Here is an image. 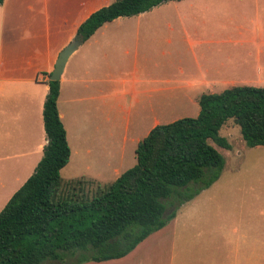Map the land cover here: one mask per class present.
I'll list each match as a JSON object with an SVG mask.
<instances>
[{
    "label": "crops",
    "instance_id": "0c3cea01",
    "mask_svg": "<svg viewBox=\"0 0 264 264\" xmlns=\"http://www.w3.org/2000/svg\"><path fill=\"white\" fill-rule=\"evenodd\" d=\"M112 2L3 1L0 7V132L21 133L13 138L8 136L9 140L5 135L0 142L5 144L4 147L15 142L24 148L20 155L26 157L27 164L21 172L24 173L23 178L31 176L43 154L45 143L43 145L37 139L43 138L46 82L58 54L75 38L81 23ZM214 17L220 18V25L210 28ZM207 24L208 32L200 33L198 28ZM212 50L216 53L213 61L206 57ZM150 52L159 53L161 60L151 64ZM196 52L207 64L202 71L199 69L198 78L195 64L199 63H183L185 59L182 54L179 56V53H186L194 57ZM177 56L179 63H173L172 59ZM179 64H183L182 68ZM221 80L264 87V0L167 2L149 12L105 23L67 60L59 80L57 110L64 127L65 113L60 111L62 98L68 97L70 102H75L81 100L78 98L80 91L96 94L100 89L109 90L115 84L122 87L112 96H102V102L110 103L108 100L112 97L119 101L114 109L121 112L125 120L122 125L123 144L114 152L108 147L107 158L99 155L103 161L95 164L98 160L94 157L91 163L86 164L89 168L107 164V173L115 177V181L126 171L121 167L126 159L124 143L128 141L127 133L131 127L132 101L152 117H172L181 98L195 100L196 88L217 85ZM157 125L160 121L154 119L150 130ZM24 127L26 131L22 134ZM143 128L141 122L137 123L133 125L132 132H140ZM65 132L68 140L66 129ZM141 140H136L137 145ZM70 147L69 161L72 157ZM20 156L14 154L9 157L10 161H15L9 162L11 164L6 168L11 169L7 173L13 174L12 169L19 168L16 161ZM92 179L97 180L94 176L90 177ZM247 187L246 183L244 189ZM243 209H240L235 225L228 227L221 218L220 226L207 232L204 238L200 239L198 235L188 238L189 260L184 257L178 263L177 257L181 256L174 253L176 215L167 228L148 236L125 257L83 264H264V235H260L258 222H252L253 206L247 209L250 213ZM190 241L195 243L192 245ZM196 255L198 258H194Z\"/></svg>",
    "mask_w": 264,
    "mask_h": 264
},
{
    "label": "trees",
    "instance_id": "16d2710c",
    "mask_svg": "<svg viewBox=\"0 0 264 264\" xmlns=\"http://www.w3.org/2000/svg\"><path fill=\"white\" fill-rule=\"evenodd\" d=\"M179 1L113 0L81 23L75 38L85 42L105 23ZM46 84L43 154L0 211V264L122 258L173 220L180 205L217 181L224 158L210 142L230 149L219 135L228 120L239 128L246 146L264 147V87L233 86L202 94L196 117L155 126L138 143L135 164L92 198L80 191L62 193L60 171L70 149L57 110L59 81ZM82 182L75 181L80 190Z\"/></svg>",
    "mask_w": 264,
    "mask_h": 264
},
{
    "label": "rangeland",
    "instance_id": "374dc122",
    "mask_svg": "<svg viewBox=\"0 0 264 264\" xmlns=\"http://www.w3.org/2000/svg\"><path fill=\"white\" fill-rule=\"evenodd\" d=\"M210 23L212 24L210 28H217L218 25H220V18L214 17ZM208 29L209 27L207 24V26H200L198 31L200 33H206ZM211 48H216V46H211ZM180 54H182L181 57L185 59L183 63H189L191 65H193L195 61L199 63L195 64V74L198 78L200 75L199 69L201 68L202 71L204 66L207 65L204 64V58L200 56L198 52H196L194 56L196 60L193 59L194 57L191 54L179 53V56ZM159 55V53H148L151 64L158 63V61L161 60ZM179 56L172 59L173 63H179ZM206 57L213 61L216 59V53L212 50V52L206 54ZM179 65L180 68H182L183 64ZM69 70L70 66L64 78H66ZM248 72L250 73V71ZM227 80H230V77L227 78ZM242 85L244 86L246 84H230V82L221 80L217 85L196 88L195 100L185 101L181 98L178 109H175V115L172 117H152L141 109L140 106H135L132 101V111L129 117L131 127L127 133L128 141L124 143L126 159L121 170L125 171L135 164L136 159L134 151L137 146L136 140H141L147 135L148 131L151 129L150 127L154 123V119H158L160 125H164L181 118L196 117L199 112L197 98L201 94H208L209 92L220 93L232 86ZM110 87L109 90L100 89L96 94L80 91L78 96V98L81 99L80 101L70 102V98L68 97L62 98L60 101V111L65 113L63 124L67 131V141L69 147L71 146L70 148L72 149V157L69 163L60 172L62 193L69 192L70 195H72V193L77 194L78 191H80L86 198L90 199L95 195L98 188H105L115 179V177L107 173V164L105 166L101 164H99L100 166L94 165L91 168L86 166V164L91 163L94 157L98 160L95 161V164L103 161L102 158H99V155L100 157L103 156V158H107V153L109 152L108 147L114 152L123 144L122 139L124 132L122 130V125H124L125 120L123 119L122 113L114 109L119 101L112 97L108 100L110 103L102 102V96H112L114 91H121L122 87L118 84ZM104 104H108V108L105 107ZM140 122L144 128L140 132L133 133V125L136 126V124H140ZM25 131L26 128L24 127L22 134L25 133ZM20 133V131H16L15 134L0 132V138L7 135L5 138L9 140V137L13 138L15 135H20ZM219 135L225 138L230 145V149L225 150L210 142L224 158V165L219 178L211 186L201 190L190 201L183 203L176 209L177 219L174 223L176 242L174 244V253L181 256V258L177 257L178 263H180L179 261H182L184 257L189 260V242H186L188 238L192 239L196 235H198L200 239L204 238L207 236V232L215 231L220 226L221 218L226 223V226L230 227L231 225H235L239 212L241 211L240 209L243 208L242 211L248 212L247 209L253 206L252 222H258L260 235L261 237L264 235V147L250 148L246 146L241 138L239 128L232 120H228L223 125L219 131ZM44 139L45 134L43 133V138L41 140L38 138L37 142L41 141L44 145ZM109 143H111V145H109ZM3 145L5 144L0 142V157H2V164L0 163V167H5L0 169V210L11 195L27 179L23 178L24 173H21L27 167L26 157L20 156L24 148H21V145L15 142H11L10 146L7 145L4 147ZM74 152H76V155H74ZM14 154L20 156L16 161V163H19V168L12 169L13 174L7 173V171L11 169L6 168L10 166L11 163L9 162L15 161H10L9 157ZM107 163L110 164V161ZM91 176H94L97 180L92 179L91 181ZM76 180H85V182H82L81 190L75 183ZM246 183L249 187L244 189ZM194 186L195 185H193V187ZM239 189L242 190L238 192ZM221 198H223L224 201L221 202ZM169 212H167V214ZM167 225L165 226L166 228ZM183 240L185 241L183 242ZM190 243L193 245L195 241H190ZM196 257L198 258V255L194 258ZM71 258L72 257H68L64 263L47 261L43 264H72L74 258Z\"/></svg>",
    "mask_w": 264,
    "mask_h": 264
},
{
    "label": "water",
    "instance_id": "95a60500",
    "mask_svg": "<svg viewBox=\"0 0 264 264\" xmlns=\"http://www.w3.org/2000/svg\"><path fill=\"white\" fill-rule=\"evenodd\" d=\"M82 43L83 39L81 37H76L60 51L55 61L54 68L48 77L49 81L60 80L67 60L81 46Z\"/></svg>",
    "mask_w": 264,
    "mask_h": 264
}]
</instances>
